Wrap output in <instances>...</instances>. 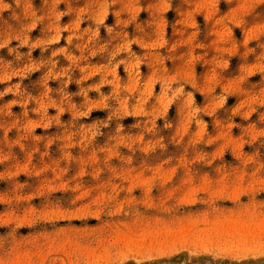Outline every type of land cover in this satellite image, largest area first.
Wrapping results in <instances>:
<instances>
[{"label":"rangeland","instance_id":"rangeland-1","mask_svg":"<svg viewBox=\"0 0 264 264\" xmlns=\"http://www.w3.org/2000/svg\"><path fill=\"white\" fill-rule=\"evenodd\" d=\"M0 264H264V0H0Z\"/></svg>","mask_w":264,"mask_h":264},{"label":"clouds","instance_id":"clouds-1","mask_svg":"<svg viewBox=\"0 0 264 264\" xmlns=\"http://www.w3.org/2000/svg\"><path fill=\"white\" fill-rule=\"evenodd\" d=\"M6 7V6H5Z\"/></svg>","mask_w":264,"mask_h":264}]
</instances>
